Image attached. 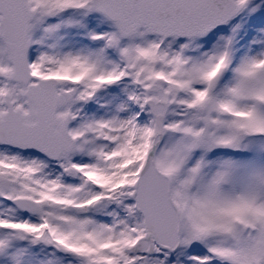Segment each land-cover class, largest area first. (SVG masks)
<instances>
[{"label":"snow or ice","instance_id":"obj_1","mask_svg":"<svg viewBox=\"0 0 264 264\" xmlns=\"http://www.w3.org/2000/svg\"><path fill=\"white\" fill-rule=\"evenodd\" d=\"M0 264H264V0H0Z\"/></svg>","mask_w":264,"mask_h":264}]
</instances>
